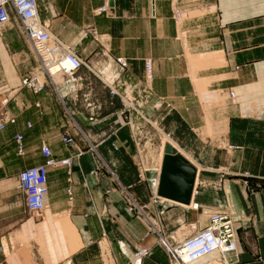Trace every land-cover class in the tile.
Masks as SVG:
<instances>
[{
  "label": "crops",
  "instance_id": "0c3cea01",
  "mask_svg": "<svg viewBox=\"0 0 264 264\" xmlns=\"http://www.w3.org/2000/svg\"><path fill=\"white\" fill-rule=\"evenodd\" d=\"M38 4L52 31L93 70L82 65L77 82L45 76L38 93L20 88L37 57L17 21L0 36V103L8 96L15 117L0 129V264H130L139 246L151 253L136 264H171L160 233L178 231L184 239L205 228L211 214L226 212L227 198L241 235L232 264H264V0ZM105 4L107 13L96 12ZM205 54H212L208 64L190 58ZM115 57L128 67L112 81ZM151 121L195 169L190 203L178 200L186 177L162 179L149 158L152 167L137 162L139 134ZM16 134L24 137V154ZM43 144L71 164L49 167L47 205L35 214L19 174L46 163ZM126 187L144 215L128 210Z\"/></svg>",
  "mask_w": 264,
  "mask_h": 264
},
{
  "label": "built area",
  "instance_id": "2783aa9c",
  "mask_svg": "<svg viewBox=\"0 0 264 264\" xmlns=\"http://www.w3.org/2000/svg\"><path fill=\"white\" fill-rule=\"evenodd\" d=\"M109 11L108 5H102L96 9V12ZM11 14H15L19 19L23 31L26 34L29 42H32V51L35 53L39 64L30 69L26 75L22 77L21 86L28 87L34 92H41L46 87V80L43 82L40 80L41 76H46L54 81V71L52 67L56 66V73L61 74V81L77 82L82 78L77 75L78 69L85 65L93 70L87 61L79 56L73 48L70 49L64 45V43L57 37H54V41L48 43L47 40L51 38V32L48 27L50 24L42 19L40 14V8L37 0H0V25L5 24L10 20ZM30 20L33 23H30ZM64 56L73 63V67L69 68L65 72L64 68H60ZM116 65L115 76L112 81L120 77L122 72L128 67V61L124 57H117L114 59ZM109 65H112V63ZM147 74L152 75V59L146 61ZM96 74L102 77V73ZM110 84V83H109ZM111 85V84H110ZM234 95V93H231ZM9 97L4 98L0 103V129H3L9 123L15 122V117L12 116L8 109ZM130 106L136 107L130 103ZM23 135L16 134L15 141L17 149L20 154L25 153V145ZM41 151L45 157H47L46 163L30 167L23 170L19 174V188L24 191L26 197L27 209L32 213H40L45 207L44 195L47 192L48 171L50 166H60L64 164H71V158L63 159L60 161L52 158V150L48 144H43ZM143 160V159H142ZM143 166L144 163L142 162ZM126 194V200L128 202V210L130 212H138L144 215V210L138 201L131 195L127 187L124 188ZM209 222L208 226L199 233H189L185 236L184 240L177 241L175 236H171L173 245L163 239L160 241L167 247L170 253L171 264H186L184 261L183 253L189 252L190 257L193 258L196 254H199L205 250L213 248L215 244H227L228 256L240 254V236L238 233L237 225L234 220L223 211H217ZM214 236H218V241ZM231 252V253H230ZM151 248L148 246H139L134 253V259L130 264H136L137 261H141L144 257L149 256ZM233 260L228 258V264H232Z\"/></svg>",
  "mask_w": 264,
  "mask_h": 264
},
{
  "label": "bare ground",
  "instance_id": "6f19581e",
  "mask_svg": "<svg viewBox=\"0 0 264 264\" xmlns=\"http://www.w3.org/2000/svg\"><path fill=\"white\" fill-rule=\"evenodd\" d=\"M15 18H16V20L19 21L17 16ZM11 20H12V18L10 17V20L7 23L0 25V36L3 34L5 26L8 25ZM30 23H33V21L30 20ZM48 24H50V23H48ZM48 29H49V32H51V34H52L50 40H47L48 43H51L52 41H54V37H57L64 43V45L66 47L72 49V47L69 44H67L65 41H63L58 35H56V33H54L52 31L51 27H48ZM29 43L31 44L32 42H29ZM71 67H73V63L68 58V56H64V58L62 60V64L60 65V68H64V70H61L60 73H62V71L65 72L66 70H68ZM52 70L55 72L54 73V77L56 76V74H59V73H56V71H55L56 70V66L52 67ZM44 79H45V76H41L40 77V80L43 81V82L45 81ZM20 86H21V83L19 84V87ZM232 92L233 91L229 92L230 98L235 97V93L233 92L234 95H232L231 94ZM165 136H166V139H165L166 142L167 141L172 142L171 139L167 137V135H165ZM170 142H167L166 143L167 145L165 144V147H164V154H163V161H162L163 167H162L161 163H160V165L158 167V169L160 171H161V167H162V173H161L162 179H164L165 175L168 176V177H177V176L180 177V176H182L184 178L186 177L188 182H190V181L192 182L193 181L195 183V175H196V173H195V169H194L193 165L191 163H189L188 160L180 152L176 153L175 151H181V149L178 147V145L175 142H172V143H170ZM168 145H170L172 147V149H173L172 153L167 151V146ZM181 152H183V151H181ZM183 154H186V153L183 152ZM174 175H176V176H174ZM193 189H194V185L192 186L190 194H188V193L179 194L180 198L178 200H181V201L186 202V203H190L191 202V196H192V193H193ZM44 202H45V207H46L47 204H46L45 198H44ZM192 205H193L194 209H198V207H199V203L198 202H196L195 204H192ZM45 207L43 208V210L45 209ZM40 213H35V214H40ZM216 213H218V212H215V213L210 215L209 222H211L212 216L214 214H216ZM228 215L232 218V216L230 214H228ZM205 228L200 229L198 231H194L193 234L194 233H199V232L203 231ZM188 234L189 233H187L186 235H188ZM186 235H184V236H186ZM173 236H175L177 241L184 240V239H178V231L175 232L173 234ZM214 237H215V240L218 241V236H214ZM183 238H185V237H183ZM163 239L166 240L167 238L165 239V237H163ZM166 241L168 242V240H166ZM182 255H183L184 261H186V264H202L207 259L217 260L221 264H228V258H230L232 256V255H230L229 257H227L228 256L227 244H222V243L215 244L213 246V248H211L209 250H205V251H203V252H201L199 254H196L193 258L190 257L189 252L188 253L184 252Z\"/></svg>",
  "mask_w": 264,
  "mask_h": 264
},
{
  "label": "rangeland",
  "instance_id": "374dc122",
  "mask_svg": "<svg viewBox=\"0 0 264 264\" xmlns=\"http://www.w3.org/2000/svg\"><path fill=\"white\" fill-rule=\"evenodd\" d=\"M38 1V0H37ZM103 12H105V13H107V10L106 11H103ZM100 13H102V12H100ZM16 15L15 14H12L11 15V18H12V20L10 21V23L7 25V27H9V25L11 24V25H14V23L17 21V23H18V26H19V28H20V30H22V32L24 33V31H23V28H22V25H21V23L18 21V20H16ZM87 31L89 32V28H87ZM25 34V33H24ZM27 37V36H26ZM28 39V38H27ZM29 45H30V47L32 48V46H31V44L29 43ZM193 58V60L195 61V64H199V65H202L201 64V62H203V61H205V64H208V63H210V62H208V60L209 59H211L212 58V54H205V55H200V56H198V55H191L190 56V58ZM117 57H115L114 59H116ZM38 60V59H37ZM38 64H39V62H38ZM218 64H221V62L220 61H217L216 63H215V65H218ZM198 65V66H199ZM204 66H206V65H204ZM95 75H96V77H98V78H100L101 79V76L100 75H98V74H96L95 73ZM195 73H194V78L196 79V77H195ZM56 76L58 77V79H61L62 78V76L60 75V74H56ZM118 78H120V77H118ZM103 80V79H102ZM205 83V80H201V79H199V80H197L196 81V84H197V86L199 87V88H201L202 86H203V84ZM112 87V86H111ZM112 89V91H114V92H117L118 90L117 89H114L113 87L111 88ZM202 95H204L205 97H212V98H215V97H217L216 95H218V94H216V93H214V92H207V91H205L204 93H202ZM211 98V99H212ZM132 108V107H131ZM143 121V120H142ZM145 123L147 124L148 122L145 120ZM151 123H152V125L154 126H152V125H150V127L149 126H147L146 128H144V131H143V133L142 134H139V136L140 137H142V144H141V153H139V156H138V160H137V162H139L138 164H139V166H142L143 167V164H142V162H144L145 161V166L146 167H149V166H151V163L148 161V160H146L147 158H149L150 159V161L151 162H154V165H156L157 167H159V165H160V163L162 164V167H163V163H162V161H163V155H162V152H163V154H164V146H165V144H166V141H165V139H166V136H165V134H166V132L161 128V127H158L156 124H154V122L153 121H151ZM137 132H138V130H137ZM167 135V134H166ZM167 137L168 138H170L168 135H167ZM171 139V138H170ZM171 141L172 142H174L172 139H171ZM170 142V141H169ZM172 142H170V143H172ZM167 145V144H166ZM233 148L235 147V146H232ZM178 152V151H177ZM176 152V153H177ZM142 156H141V155ZM161 155H162V159H161ZM147 157V158H146ZM143 159V160H142ZM161 160V161H160ZM153 166V165H152ZM151 166V167H152ZM162 167H161V173H162ZM144 168V167H143ZM244 176L245 177H250V174L249 173H245L244 174ZM263 179H264V176H263ZM245 185H247V186H249V182L246 180L245 181ZM227 195L229 194V192H227L226 193ZM227 198V197H226ZM128 203V202H127ZM129 205V204H128ZM223 206V204L221 205V207ZM230 200H228V198H227V200L225 201V211L228 213V214H230ZM223 208V207H222ZM231 215V214H230ZM232 216V215H231ZM210 218V217H209ZM234 219V218H233ZM235 220V219H234ZM235 223H236V220H235ZM236 225H237V229H238V233H239V236H240V238H241V235H240V232H239V225L236 223ZM176 232V231H175ZM175 232H169L167 235L165 234V233H161V235L163 236V237H165V239L166 240H171L172 238H171V236L175 233ZM162 236L160 237V235H159V240L161 239L162 240ZM169 243H170V241H169Z\"/></svg>",
  "mask_w": 264,
  "mask_h": 264
},
{
  "label": "water",
  "instance_id": "95a60500",
  "mask_svg": "<svg viewBox=\"0 0 264 264\" xmlns=\"http://www.w3.org/2000/svg\"><path fill=\"white\" fill-rule=\"evenodd\" d=\"M167 151H168V152H171V153L173 152V149H172V147H171L170 145L167 146ZM193 185H194V182H193V181H192V182L190 181V182H189V185H188V187H187L186 193H188V194L191 193V189H192V186H193Z\"/></svg>",
  "mask_w": 264,
  "mask_h": 264
}]
</instances>
